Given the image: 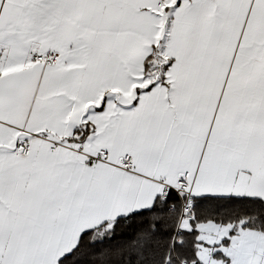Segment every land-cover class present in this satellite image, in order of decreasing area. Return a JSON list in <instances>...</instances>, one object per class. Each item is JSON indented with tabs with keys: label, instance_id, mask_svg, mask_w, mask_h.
I'll return each instance as SVG.
<instances>
[{
	"label": "snow or ice",
	"instance_id": "obj_1",
	"mask_svg": "<svg viewBox=\"0 0 264 264\" xmlns=\"http://www.w3.org/2000/svg\"><path fill=\"white\" fill-rule=\"evenodd\" d=\"M0 264H264V0H0Z\"/></svg>",
	"mask_w": 264,
	"mask_h": 264
}]
</instances>
